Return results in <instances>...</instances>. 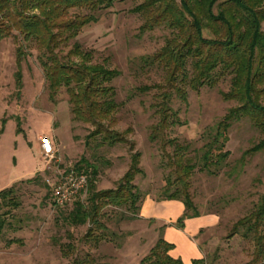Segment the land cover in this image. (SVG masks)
<instances>
[{
    "label": "rangeland",
    "instance_id": "rangeland-1",
    "mask_svg": "<svg viewBox=\"0 0 264 264\" xmlns=\"http://www.w3.org/2000/svg\"><path fill=\"white\" fill-rule=\"evenodd\" d=\"M142 2L114 0L110 8L97 13L96 22L84 26L69 45L62 47V54H66L76 41L83 51L92 53L91 64L118 72L109 83L117 107L102 119L100 126L74 118L64 86L51 99L40 63L42 45L25 41L16 31L14 37L0 38V191L14 187L18 203L4 207L0 199V214L8 211L0 232V264H73L87 254L95 264H138L165 227L166 219H157L168 213L166 209L163 214L167 206L160 202L169 187L167 176L174 177L168 166L173 147L167 141L172 139L188 143L186 154L197 163L189 179L196 209L200 214L215 215L218 220L195 237L204 263L246 264L255 257L253 235L245 238L242 226L236 233L233 228L255 210L264 192V152L246 155L243 163L238 160L264 135L248 118L233 122L225 146L230 152L226 161L218 168L211 167L212 173L199 169L202 146L216 123L236 105L235 101L221 97L220 92L230 87V77L226 76L214 87L203 86L197 91L186 87V102L170 89L171 107L179 122L160 134L163 139L160 136L151 141L152 127L159 119L155 112L157 95L169 89L164 67L146 62V58L163 48L171 32L165 24H157L151 30L142 28L144 12L133 11ZM18 45L25 52L20 59ZM187 70L190 72L191 67ZM98 131L99 135L94 134ZM106 132H117L126 142L113 146L103 143L101 137ZM44 136L53 144L52 156L40 152L39 137ZM135 153L139 154L140 172L134 174L132 182L142 195L137 205L139 209L145 205L146 212L150 208L151 215L147 213L148 217L143 219L138 217V208L108 205L100 216L107 230L92 226L93 236L87 237L88 223L71 226L65 216L73 202L87 200L90 183L97 190L116 188ZM82 157L95 167V173L92 167L86 169L87 188L70 203L56 205L54 183L63 172L75 168ZM80 166L86 167L82 163ZM169 189L172 192L174 186ZM176 206L169 210L175 212ZM157 211L160 213L156 214ZM173 224L174 229L184 231V227L176 228ZM102 234V241L95 244V237ZM68 243L73 249L64 256L61 247ZM253 264H264V258Z\"/></svg>",
    "mask_w": 264,
    "mask_h": 264
},
{
    "label": "trees",
    "instance_id": "trees-1",
    "mask_svg": "<svg viewBox=\"0 0 264 264\" xmlns=\"http://www.w3.org/2000/svg\"><path fill=\"white\" fill-rule=\"evenodd\" d=\"M114 0H0V38L21 36L25 41L42 45L44 52L40 63L44 70L49 96L60 87L69 94L70 110L74 118L84 123L101 125L114 111L117 104L114 89L109 85L118 75L103 65L91 64L92 53L83 51L74 41L66 54L62 47L69 45L82 28L98 20L97 13L110 8ZM133 11L144 12L143 29L151 30L157 24H165L171 36L166 39L163 48L146 62L158 63L166 70L169 90L157 95L155 112L159 119L152 127L151 141L157 140L170 126L179 122L171 107L172 91L184 102L187 101L186 87L199 90L203 86L214 87L226 76L230 77V87L221 91L225 101H235L236 105L227 110L216 123L208 141L201 148L199 169L212 173L211 167H220L230 152L225 149L228 142V130L232 123L248 118L250 123L264 135V0H143ZM14 31H16L15 34ZM18 58L25 52L17 46ZM190 66V72L187 67ZM101 137L103 143L110 146L126 142L117 132H106ZM94 134L99 135L100 132ZM161 134V135H160ZM93 135V134H92ZM91 136V135H90ZM162 137V136H161ZM163 139V137H162ZM173 153L168 166L174 177L167 176L169 187L164 192L165 200H177L183 204L182 215L174 222L176 228H183L188 218L198 217L190 192L189 179L197 163L187 156L190 145L181 144L175 139L168 140ZM264 152V137L248 148L238 160L243 163L246 155ZM139 154L131 157L129 169L119 179L116 188L97 190L90 183L87 200H76L66 214L71 226L88 223L86 236H93L92 226L103 231L106 224L100 220L101 210L112 205L115 207L138 208L141 193L133 184L134 174L140 172L137 166ZM80 163L95 167L86 158ZM84 169V168H83ZM14 187L0 191L2 206L18 205L14 199ZM137 205V206H136ZM8 211L0 214V232L5 225ZM239 226L244 228L242 236L253 235L256 251L252 261L264 258V192L256 208L247 216L238 220L233 232ZM102 235L95 237V244L102 241ZM174 244L163 236L158 238L138 264H184L180 258L170 255ZM73 246L68 243L61 247L62 255L67 256ZM73 264H95L87 254L86 258L75 259ZM192 264H205L204 259H193Z\"/></svg>",
    "mask_w": 264,
    "mask_h": 264
},
{
    "label": "crops",
    "instance_id": "crops-1",
    "mask_svg": "<svg viewBox=\"0 0 264 264\" xmlns=\"http://www.w3.org/2000/svg\"><path fill=\"white\" fill-rule=\"evenodd\" d=\"M161 205L167 206L164 209L163 214L165 211L168 210L167 216L158 217L157 220H164L163 225H165L163 229L162 236L163 238L174 244V248L169 251L170 255L175 258H180L184 264H192L193 259H201L203 258L202 250L198 242H196V236L199 232L203 229H208L213 227L217 223V217L211 214H200L198 217L188 218L184 221V231L176 230L172 227V223H174L175 218L183 213L184 207L183 204L180 202H175L176 204V211H170L169 207L174 205L173 200H165L160 202ZM169 203H172L169 205ZM159 204V203H157ZM169 205V206H168ZM167 209V210H166ZM172 212L174 215H172ZM151 215V211L146 212L145 205L139 209L138 217L140 218H147L149 214ZM160 213L157 211L156 214ZM155 214V215H156ZM152 216H149V218Z\"/></svg>",
    "mask_w": 264,
    "mask_h": 264
},
{
    "label": "built area",
    "instance_id": "built-area-1",
    "mask_svg": "<svg viewBox=\"0 0 264 264\" xmlns=\"http://www.w3.org/2000/svg\"><path fill=\"white\" fill-rule=\"evenodd\" d=\"M39 148L41 154L52 156L54 154L53 144L47 136L39 137ZM89 172L86 169L76 170L72 168L63 172L53 185L54 203L64 206L70 203L80 192L87 188Z\"/></svg>",
    "mask_w": 264,
    "mask_h": 264
}]
</instances>
